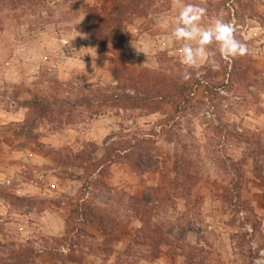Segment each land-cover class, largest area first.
<instances>
[{"label": "rangeland", "instance_id": "rangeland-1", "mask_svg": "<svg viewBox=\"0 0 264 264\" xmlns=\"http://www.w3.org/2000/svg\"><path fill=\"white\" fill-rule=\"evenodd\" d=\"M187 3L206 8L204 27L232 23L248 54L208 45L183 81L182 49L195 41L172 28ZM112 5L0 0V264L17 249L33 252L28 264H254L264 0H145L119 21ZM150 85L160 95L143 93ZM33 97L51 112L30 134L2 127L21 123Z\"/></svg>", "mask_w": 264, "mask_h": 264}, {"label": "clouds", "instance_id": "clouds-1", "mask_svg": "<svg viewBox=\"0 0 264 264\" xmlns=\"http://www.w3.org/2000/svg\"><path fill=\"white\" fill-rule=\"evenodd\" d=\"M206 12V8L199 4L187 3L176 16L172 36L178 41H195V46L185 44L182 49L180 63L184 66V71L180 76L183 81L191 79L192 73L189 69L197 66V60L206 58L208 45L214 43L216 51L223 58H235L248 54L246 43L235 37V27L232 23L226 22L222 17H216L208 23L207 27L202 26L201 21L206 16ZM261 255L264 256V253ZM257 264L261 262L257 261Z\"/></svg>", "mask_w": 264, "mask_h": 264}, {"label": "trees", "instance_id": "trees-1", "mask_svg": "<svg viewBox=\"0 0 264 264\" xmlns=\"http://www.w3.org/2000/svg\"><path fill=\"white\" fill-rule=\"evenodd\" d=\"M144 1L145 0H113V5L111 8V11L109 12V17L113 21H119L121 20L119 19L120 17L124 16L125 14L129 12V10L134 9L135 7H137L139 4L143 3ZM102 23L105 24L104 21H102ZM110 34L111 32H109L108 35ZM154 89L155 87L150 85L148 86V88H145L143 90V93L146 91L149 93L155 92V95H154L155 97H156V94L160 95L161 92H158L157 90H154ZM189 90H191L190 86H187L186 84L181 85L178 87V94L182 96L185 93H187ZM144 95H145L144 100H151L153 97L147 93H145ZM124 98L125 100H129V96H124ZM20 105L27 109V112H26V115L23 121L21 123H18V122L15 124L11 123L9 125H5L2 127L10 128V125H16V126H19L22 130H24L26 132V135H28L31 133L32 129L42 121L44 115H48L51 112L50 104H48V102L42 97H33L31 99L24 100L21 102ZM32 254H33L32 251L28 252L24 249H17L16 254L11 255V258L14 260L15 264H21L22 262H24V264H28L29 262L24 261V260L31 257L29 255H32Z\"/></svg>", "mask_w": 264, "mask_h": 264}, {"label": "built area", "instance_id": "built-area-1", "mask_svg": "<svg viewBox=\"0 0 264 264\" xmlns=\"http://www.w3.org/2000/svg\"><path fill=\"white\" fill-rule=\"evenodd\" d=\"M218 91H219L221 94H224V93H225V91L223 90V88H218ZM213 109H214V108L211 106L209 109H207L206 111H204V114H205V116H206L207 118H211V119L215 120V119H216V116H215V113H214ZM245 228H246V230H247L249 233H251V232L253 231V228H252V226H251L250 223L245 224ZM249 228H250L251 230H249ZM262 253H264V247L259 248V249L256 251L255 256L253 257V262H254V264H257V261H260L261 264H264V256L261 255Z\"/></svg>", "mask_w": 264, "mask_h": 264}, {"label": "crops", "instance_id": "crops-1", "mask_svg": "<svg viewBox=\"0 0 264 264\" xmlns=\"http://www.w3.org/2000/svg\"><path fill=\"white\" fill-rule=\"evenodd\" d=\"M264 116V115H263ZM46 227L48 228H50V235H53V236H61L62 235V232H63V228L61 227V230L59 229H57V230H55V229H52V227L50 226V225H46ZM48 228V229H49Z\"/></svg>", "mask_w": 264, "mask_h": 264}]
</instances>
